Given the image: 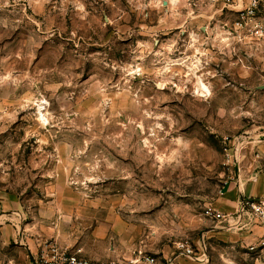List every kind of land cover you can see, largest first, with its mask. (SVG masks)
Returning a JSON list of instances; mask_svg holds the SVG:
<instances>
[{
  "label": "rangeland",
  "instance_id": "374dc122",
  "mask_svg": "<svg viewBox=\"0 0 264 264\" xmlns=\"http://www.w3.org/2000/svg\"><path fill=\"white\" fill-rule=\"evenodd\" d=\"M180 2L0 0V264L101 223L155 256L187 239L202 264H264L205 216L264 142V42L228 38L233 13L166 22Z\"/></svg>",
  "mask_w": 264,
  "mask_h": 264
},
{
  "label": "crops",
  "instance_id": "0c3cea01",
  "mask_svg": "<svg viewBox=\"0 0 264 264\" xmlns=\"http://www.w3.org/2000/svg\"><path fill=\"white\" fill-rule=\"evenodd\" d=\"M193 2H196L198 6L193 7L191 4ZM238 2H241V0H238ZM171 4L172 1H169L168 9L172 7ZM177 7H182V13H179V16L170 17L171 19L168 18L166 22L178 18H188L189 15L207 22L211 17L219 19L231 13L229 10H223L221 4H214L210 0H182L180 6ZM195 10L198 11L196 12ZM193 14L196 16H193ZM164 19L166 20V18ZM258 146L260 148L258 156L255 157L253 162L245 165L244 168L239 167V170L242 171L236 172L235 178L227 183L225 190H222L214 202L213 208L224 213L226 217L225 219L217 220V224L212 227V230L219 236L228 238L232 237V235H237V237H244L246 240H250L251 243L249 245L255 246V243L263 234V228L250 210L243 211L242 207L246 199L264 197V142ZM244 170L252 172L249 173ZM104 225L106 224L101 223L100 227L92 228L90 230L91 233L86 235L79 243L73 242L77 245L75 249H81L85 257L100 261L127 262L136 252L149 254L146 248L132 244L129 241L131 226L128 224L119 226L118 231L117 225L116 230L112 233H109L107 225ZM112 238H117L116 240L120 242H115L109 246V240ZM177 253L176 250L163 249L162 252L158 253L159 256H156L157 264H169L168 261L171 259L174 260L175 264H202V255L189 257L177 255Z\"/></svg>",
  "mask_w": 264,
  "mask_h": 264
},
{
  "label": "built area",
  "instance_id": "2783aa9c",
  "mask_svg": "<svg viewBox=\"0 0 264 264\" xmlns=\"http://www.w3.org/2000/svg\"><path fill=\"white\" fill-rule=\"evenodd\" d=\"M214 4H221L223 10H229L235 14L231 23L226 22L223 26L228 32V38L232 36L245 44L254 41L264 42V0H210ZM198 6L196 2L191 3ZM250 210L254 218H257L263 228L260 237V245L264 247V197L249 198L243 202V211ZM205 216L213 220L225 219L226 215L213 207H208ZM255 245L251 249H255ZM177 255L196 256V244L190 240L177 242ZM175 264L174 260L168 261ZM35 264H157L156 256L144 252H136L127 262L100 261L85 257L81 249H71L49 242L38 253Z\"/></svg>",
  "mask_w": 264,
  "mask_h": 264
},
{
  "label": "bare ground",
  "instance_id": "6f19581e",
  "mask_svg": "<svg viewBox=\"0 0 264 264\" xmlns=\"http://www.w3.org/2000/svg\"><path fill=\"white\" fill-rule=\"evenodd\" d=\"M205 88H207V86L205 84H203Z\"/></svg>",
  "mask_w": 264,
  "mask_h": 264
}]
</instances>
